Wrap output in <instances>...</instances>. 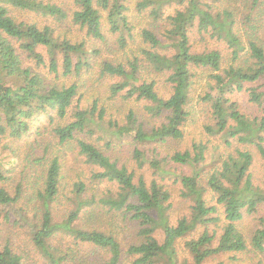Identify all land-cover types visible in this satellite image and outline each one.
Listing matches in <instances>:
<instances>
[{
	"label": "trees",
	"instance_id": "16d2710c",
	"mask_svg": "<svg viewBox=\"0 0 264 264\" xmlns=\"http://www.w3.org/2000/svg\"><path fill=\"white\" fill-rule=\"evenodd\" d=\"M71 2L75 8L68 10L53 0H0V148L4 146L2 140L5 137L22 139L28 135L33 121L43 114L50 117V122H54L55 115L66 117L80 92V82L75 79L64 84L45 83L44 76L31 65H26V61L32 60L36 68L48 67L57 78L61 75L81 79L96 64L94 61L99 59L100 51L87 49L86 41L73 42L67 35L57 33L59 25L70 19L71 23L85 30L87 36L105 42L106 20L108 30L116 35L118 50L130 47L134 52L123 60L102 62L104 73L123 77L120 82L110 83V99L120 96L123 100H149L155 103L149 107L153 116L169 113L167 122L150 132L139 124L134 132L136 141L167 143L170 139L183 137L180 126L192 114L187 106L192 99L198 73L195 67H198L207 69L210 78L208 91L199 98L206 104L212 121L206 125L207 133L221 135L228 146L233 142L255 146L264 158V116L246 115L234 99L236 93L248 91L251 102L264 104V40L255 38L256 19L261 14L258 10L263 0H135V12L147 19L146 25L138 32L131 15V0ZM217 2L221 3L218 7L215 6ZM174 4L182 8H176L174 13L166 12ZM23 12L43 17V24L21 18ZM238 24L248 30L246 42L236 30ZM195 28L204 41L207 36L223 40L229 54L211 47L194 51L190 33ZM145 70L166 75V82L172 87L168 98L158 94L156 81L143 77ZM99 98H92L90 109L78 111L75 121L58 123L51 132L60 144L77 140L79 154L96 167L91 175L93 180L118 186L117 194L102 202L124 219L134 222L139 239L126 242L114 224H111L112 230L76 226L79 210L85 204L83 201L67 220L57 222L51 204L61 189L62 161L55 156L42 175L44 182L32 191L30 197L42 203L41 216L34 213L31 217L22 208L16 211L21 216L16 222L21 226L28 225L34 245L49 264L76 262H73L76 249L70 247L62 252L61 247L52 242L59 232L71 235L75 245L89 243L109 252L110 256L101 259L99 264H127L129 260L131 264H160L161 256L175 262L178 240L199 227H203L202 231L185 241L194 264H203L220 253H264V190L254 182L251 171L254 157L250 150L236 148L227 154L221 165L210 171L207 185L203 186L202 164L209 150L208 143H194L192 147L178 150L166 158H148L144 150L135 148L136 167L143 168L149 162L160 176L174 174L171 168H166L170 161L193 168L190 175L178 174L176 181L181 182L194 204L190 215L181 217L173 225L165 215L171 198L165 183L158 179L148 181L143 173L137 175L127 163L113 158L107 152L112 144L108 138L105 137L106 149L77 138V134L85 131L93 133L90 126L97 120L96 113L102 119L108 112V103L100 104ZM133 117L131 113L128 118ZM108 123L110 126L119 125L112 119ZM46 129H38L37 138ZM43 139L38 138L39 142ZM50 148L51 143L46 142L45 151ZM12 172L13 168L3 167L0 160V206L3 209L15 208L24 192L23 182L17 184L14 196L4 188L3 182ZM85 189L86 184L78 181L72 191L82 195ZM207 190L214 194L216 204L207 202ZM255 214H258L257 225L247 240L240 222L245 215ZM9 216H5L7 221ZM158 229L163 231L162 243L155 235ZM84 261L78 264H89ZM0 264L34 263L28 262L25 254L6 239L0 241Z\"/></svg>",
	"mask_w": 264,
	"mask_h": 264
},
{
	"label": "rangeland",
	"instance_id": "374dc122",
	"mask_svg": "<svg viewBox=\"0 0 264 264\" xmlns=\"http://www.w3.org/2000/svg\"><path fill=\"white\" fill-rule=\"evenodd\" d=\"M53 1L59 5H63L68 10L75 8L71 0ZM134 1L135 0H131L130 2L132 6L131 15L134 23L137 24L135 31L138 32L140 27L146 25L147 19L135 12ZM220 4L221 3L217 2L215 6L218 7ZM259 7L260 9L258 11H260L259 13L261 14H259L256 19L257 27L255 33L257 32V37L255 38H259L260 41H263L264 0ZM176 8H182V6L174 4L166 12L174 13ZM21 18L37 22L39 25L43 24V17L31 12H23ZM236 30L246 42L248 30L242 24H238ZM249 31L251 32L250 28ZM104 32L106 35L105 42L87 36L86 31L82 30L78 25L71 23L70 19L62 23V25H59L57 33L67 35L73 42L86 41L87 49H97L100 51V55H98L99 59L94 61L96 64L87 74H84L81 79L64 78L61 75L57 78L53 73H50L48 67L36 68L33 61L30 59L25 63L26 65H31L33 70L39 71L44 76L45 83L47 84H49V82H56L59 84L71 83L74 79L80 82V92L69 107L66 117L58 118V116L55 115L54 122H50V117L43 114L33 121L31 132L22 139L5 137L2 140L4 146L0 148V160L3 167L13 168V172L10 173L8 180L3 182V186L14 196L17 184L23 182L24 192L17 201L15 208L8 207L3 209L2 206H0V241L9 239L13 247L23 252L25 254V259L34 264H49V262L34 245L28 225L21 226V224L16 222L17 219L21 217L16 211L22 208L26 210L31 217L34 213H36L38 217L41 216L42 203L37 199H32V201L30 197L32 191L36 187L41 186L44 182V177H42V175L46 172L51 160L55 156L59 157L62 161L61 189L58 196L51 204L53 216L57 222L62 223L67 220L69 215L78 209V203L83 201L85 204L81 206L79 210L78 218L75 221L76 226L84 229L105 228L112 230L111 224H114L116 227L115 230L120 231L119 235L124 238L126 242L130 243L139 239L137 237V225L134 222H130L128 219H124L115 211L110 210L109 206L102 202L103 199L115 196L118 192V186L107 181L100 182L99 180H93L91 175L92 172L96 170V167L89 164L84 156L79 154L77 140L74 139L60 144L59 139L55 138L51 132L58 123L66 124L75 121L78 111L90 109L91 100L94 96L100 97V104L103 102L108 103L109 110L102 119H100L96 113L95 117L97 120H94V124L90 126V129L93 130L92 134H88V132L85 131L77 134V138L92 142L103 147V149H106L105 141L106 138H108L111 140L112 144L107 152H109L113 158H119L121 163H127L129 168H134L136 170L137 175L143 173L148 181L158 179L165 183L166 188L171 193L169 201L170 208L165 212V215L168 217L171 224L175 225L181 217L190 215L191 206L194 204V201L186 194L181 182H177L176 179L177 175L180 173L192 174L193 168L170 161L166 168H171L174 174L160 176L151 168L149 162H146L143 168L136 167L133 158L135 148L144 150L148 158L155 156L166 158L178 150L183 151L192 147L194 143H199L201 141L208 143L209 150L206 153V160L202 164L201 184L203 186L207 185L206 180L210 171H212L214 167H219L227 154L232 151L234 152L236 148L248 149L252 152L254 157L251 166L254 182L264 190V158L259 150L255 146L242 145L237 142H233L232 146H228L223 141L221 135H211L206 131V125L212 121L207 114L206 104L199 100L200 96L208 91V84L210 81L209 71L205 68L200 69L195 67V71L198 73L194 79L192 99L187 106L192 114L180 126L183 130V137L179 140L170 139L167 143L136 141L134 139V132L139 124L142 125L145 131L150 132L153 128H157L163 123H166L169 113L164 112V114L159 117L153 116L149 107L153 106L155 103L149 100H138L136 98L123 100L120 96L110 99V83L120 82L123 77L104 73L102 70L104 67V65L102 66V62L107 59H116V61L123 60L125 57H130L134 52L131 51L130 47L118 50L116 35L110 33L106 20L104 21ZM190 36L194 43V51H202L205 47H211L220 49L225 54H229L230 50L223 40L213 39L207 36L206 41H204L201 39L196 28L190 33ZM137 41L138 38L136 39V42ZM130 46L133 47L132 42ZM143 77L149 81H156V89L161 97L168 98L172 94V87L166 82L165 74L153 70H145L143 72ZM234 99L239 102L241 111L246 115L252 117L264 116V104L259 105L251 102L248 91L236 93ZM131 113L134 117L129 119L128 117ZM109 119L117 121L119 125L110 126L108 123ZM42 128L47 129L43 130L42 134L38 136L39 139L44 137L43 141L39 142L36 132L38 129L41 130ZM46 142L51 143V148L48 151H45ZM7 145L11 147L8 148ZM39 159L42 160L39 161ZM161 177L164 178L162 179ZM78 181L86 184V189L82 194L83 196L72 191L74 183ZM205 198L209 204H216V198L210 190H207ZM221 210L222 207L220 206V211ZM262 213L263 211L261 214ZM6 214H10V221L5 219ZM257 217L258 214L245 215L244 219L240 222L247 236V240L250 239L252 231L256 228ZM25 223L26 222H24V224ZM202 229L203 227H199L197 231L178 240L176 244L175 262H173V260L170 261L167 256H161L160 264H194L192 256L185 248V241L192 237H196ZM155 235L160 243H162L164 240L163 231L158 229ZM52 242L59 245L62 252L67 251L70 247L76 249L77 251L75 250L76 253L74 254L75 260H73V262L76 261L75 264H78L79 261L82 260H86L84 262L89 264H99L101 259H106L110 256L109 252L89 243L75 245L74 238L64 232H59ZM71 263L70 261L69 264ZM131 263V260L127 262V264ZM203 264H264V253L257 255L248 251L220 253L210 257Z\"/></svg>",
	"mask_w": 264,
	"mask_h": 264
}]
</instances>
